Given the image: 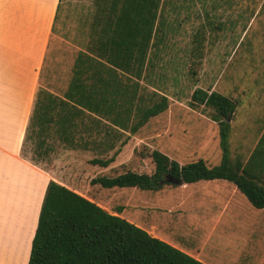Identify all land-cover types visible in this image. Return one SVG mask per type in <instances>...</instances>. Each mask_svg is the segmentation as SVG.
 Returning a JSON list of instances; mask_svg holds the SVG:
<instances>
[{"label": "crops", "instance_id": "obj_1", "mask_svg": "<svg viewBox=\"0 0 264 264\" xmlns=\"http://www.w3.org/2000/svg\"><path fill=\"white\" fill-rule=\"evenodd\" d=\"M94 3L91 41L84 48L77 47L72 59L60 67L62 61L53 63V57L59 47L57 37L63 0H0V264L28 263L49 181L71 189L56 172L46 170L22 154L25 143L33 138L32 135L25 140L35 102L38 101L41 115L44 107H50L47 113L54 119L46 126L42 123L40 139H35V144L39 142V149L44 151L40 160L56 149L72 154L67 155L71 159H77L79 151L98 152V158L106 159L104 155L108 152L122 149L128 143L131 133L107 120L120 115L116 111L121 110L122 100L126 102L128 74L99 63L113 68L101 55H109L106 47L114 41H109L108 33L104 35L106 42L100 44L97 37L101 34L96 35L100 28L97 20L107 25L113 16L107 14L108 0H94ZM98 7H102V13ZM152 50L156 51V44ZM151 55L150 69L155 70L159 54ZM204 61L202 56L200 65ZM52 65L66 78L61 93L49 84L53 77L52 71L49 72ZM200 69L204 70L203 66ZM150 74L146 73L139 83H150ZM69 87L72 101L64 94ZM39 90L57 100L45 93L38 95ZM60 101L68 102L69 106ZM262 102L256 107L257 112L264 109V97ZM173 104L181 106L179 100H173L168 109ZM239 104L230 121V158L239 162L250 177L264 184V116L253 138L249 136V119L242 123L240 132L233 134ZM93 108L102 113L91 111ZM56 159L62 162L64 158ZM91 159L89 163L95 171L99 165L92 164ZM65 166L71 164L66 163L62 168ZM175 186L176 189L169 190L168 200L152 202L153 237L204 264H264V207H253L235 184L225 179ZM136 225L148 230L145 224Z\"/></svg>", "mask_w": 264, "mask_h": 264}, {"label": "rangeland", "instance_id": "obj_2", "mask_svg": "<svg viewBox=\"0 0 264 264\" xmlns=\"http://www.w3.org/2000/svg\"><path fill=\"white\" fill-rule=\"evenodd\" d=\"M95 9L94 0H63L57 37L59 47L53 63L61 60L60 67H63L72 59L77 47L84 48L91 41ZM98 11L102 13V7H98ZM162 11L164 25L156 31V51L151 52L159 54L155 63L158 67L155 70L150 69L151 65L148 67L147 74L152 73L148 79L150 83L141 84L140 93L147 97V105L157 100L153 93H159L166 95L169 103L179 100L181 106L173 104L167 111L150 118L138 132L129 134L126 146L119 149L106 168L95 166L94 171L90 166L89 160L100 156L94 151H79V157L71 159L72 154L56 149L44 160L35 162L48 171L56 172L71 190L81 193L109 213L135 225L145 224L151 236L152 202L168 200L169 190L173 191L177 186L165 185L164 190L158 191L103 188L90 184V180L96 176L114 177L127 171L151 174L154 170L150 157L152 150H158L180 164L202 158L209 165H216L221 149L218 125L210 119L212 109L203 106L192 109L189 106L191 93L197 87L209 88L207 90L240 101L233 134L240 132L242 123L249 119V136L253 138L264 116V109L257 112L256 108L262 105L264 97V0H163ZM112 14L114 16L115 13ZM97 27L100 28L96 35L101 34L97 38L100 44L105 43L104 35L109 33L110 25L97 20ZM198 32L202 36L201 52L205 61L203 65L196 62L195 74L192 75L193 58L197 60L193 56V39ZM199 52L196 57H199ZM202 66L204 70L200 69ZM54 68L52 65L49 71L53 74L49 84L61 93L66 78L63 72L58 73L60 70ZM35 139H29L24 145L22 154L26 158L34 159ZM49 141L55 139L49 138ZM57 146L60 148L61 144ZM114 151L104 156L108 158ZM56 157L64 159L57 162ZM66 163L71 166L62 168ZM67 168L68 173L64 176Z\"/></svg>", "mask_w": 264, "mask_h": 264}, {"label": "trees", "instance_id": "obj_3", "mask_svg": "<svg viewBox=\"0 0 264 264\" xmlns=\"http://www.w3.org/2000/svg\"><path fill=\"white\" fill-rule=\"evenodd\" d=\"M107 14L113 16L109 22L110 42L102 56L108 65H102L117 72L119 68L128 74V91L126 102L110 120L111 123L135 134L153 118L168 109L169 98L163 94L153 93L157 100L145 104L146 96L140 93L139 80L144 79L151 65V51L155 44L157 29L163 27V0H108ZM193 58L190 73L195 74L194 65L202 58V36L200 32L193 39ZM200 51L199 57L195 54ZM100 55V54H99ZM98 62V61H97ZM123 64H126L124 66ZM123 65V66H122ZM132 66V67H131ZM45 93L39 90L38 95ZM72 101L71 87L64 93ZM57 100V99H56ZM239 100L229 98L214 90L195 88L190 96L189 106L211 108L210 119L219 129L220 162L211 166L199 158L180 164L158 150H152L150 157L154 164L151 174L127 171L114 177L96 176L90 184L103 188H136L139 190L158 191L165 185L167 175L183 180V184L199 180L225 179L235 184L255 208L264 207V184L250 177L239 162H233L229 154L228 138L230 121L233 118ZM68 105L66 101H60ZM117 104V103H116ZM50 107H44L40 114L38 101L27 127L25 140L33 135L40 139L42 123L44 126L53 121L48 115ZM100 114L97 108L90 109ZM229 119V121L227 120ZM64 122V121H62ZM28 131L31 132L28 134ZM63 132V131H61ZM39 143V142H38ZM38 143L35 146L34 160L43 158L44 151ZM119 149L109 158H93L91 163L107 167ZM27 264H204L174 246L151 236L146 230L136 226L123 217L113 215L103 207L81 194L55 182L49 181L42 201L38 223L31 243L30 257Z\"/></svg>", "mask_w": 264, "mask_h": 264}, {"label": "water", "instance_id": "obj_4", "mask_svg": "<svg viewBox=\"0 0 264 264\" xmlns=\"http://www.w3.org/2000/svg\"><path fill=\"white\" fill-rule=\"evenodd\" d=\"M227 120L229 121V119H227ZM165 181L167 183L174 184V185H183V180H181V179H175L171 175H167L165 177Z\"/></svg>", "mask_w": 264, "mask_h": 264}, {"label": "bare ground", "instance_id": "obj_5", "mask_svg": "<svg viewBox=\"0 0 264 264\" xmlns=\"http://www.w3.org/2000/svg\"><path fill=\"white\" fill-rule=\"evenodd\" d=\"M20 221V220H19ZM20 223V222H19ZM20 225V224H19ZM19 228V227H18ZM18 230V229H17ZM26 231V230H25ZM22 234V233H21ZM24 238V237H23Z\"/></svg>", "mask_w": 264, "mask_h": 264}]
</instances>
